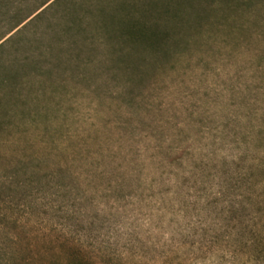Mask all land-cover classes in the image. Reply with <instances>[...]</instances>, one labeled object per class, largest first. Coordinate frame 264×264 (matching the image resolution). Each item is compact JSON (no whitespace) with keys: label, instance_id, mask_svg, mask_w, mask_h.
Segmentation results:
<instances>
[{"label":"rangeland","instance_id":"1","mask_svg":"<svg viewBox=\"0 0 264 264\" xmlns=\"http://www.w3.org/2000/svg\"><path fill=\"white\" fill-rule=\"evenodd\" d=\"M0 34L9 259L264 264V0H0Z\"/></svg>","mask_w":264,"mask_h":264},{"label":"trees","instance_id":"2","mask_svg":"<svg viewBox=\"0 0 264 264\" xmlns=\"http://www.w3.org/2000/svg\"><path fill=\"white\" fill-rule=\"evenodd\" d=\"M11 243H15L16 242V238L15 236H11L10 238ZM8 253L4 252L3 248L0 247V264H15L14 260L9 259V257H7ZM22 263H27V261H24Z\"/></svg>","mask_w":264,"mask_h":264},{"label":"snow or ice","instance_id":"3","mask_svg":"<svg viewBox=\"0 0 264 264\" xmlns=\"http://www.w3.org/2000/svg\"><path fill=\"white\" fill-rule=\"evenodd\" d=\"M0 35H2V34H0Z\"/></svg>","mask_w":264,"mask_h":264}]
</instances>
